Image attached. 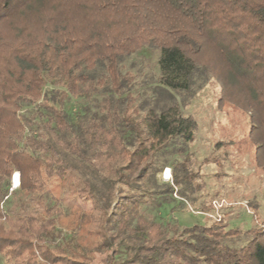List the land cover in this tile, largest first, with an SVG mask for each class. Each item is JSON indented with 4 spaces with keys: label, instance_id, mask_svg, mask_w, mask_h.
I'll list each match as a JSON object with an SVG mask.
<instances>
[{
    "label": "trees",
    "instance_id": "16d2710c",
    "mask_svg": "<svg viewBox=\"0 0 264 264\" xmlns=\"http://www.w3.org/2000/svg\"><path fill=\"white\" fill-rule=\"evenodd\" d=\"M143 50L156 53L158 74L139 100L125 63ZM210 77L242 122L216 145H236L230 138L245 130L241 147L264 169V0H0V252L9 264H87L113 245L119 264H264V232L220 220L170 236L139 212L144 195L158 206L173 192L195 201L188 156L170 164V183L155 176L168 146L194 139L197 122L182 107ZM73 99L84 104L71 111ZM15 170L36 215L2 206ZM77 186L91 208L74 202L64 214L60 192Z\"/></svg>",
    "mask_w": 264,
    "mask_h": 264
},
{
    "label": "rangeland",
    "instance_id": "374dc122",
    "mask_svg": "<svg viewBox=\"0 0 264 264\" xmlns=\"http://www.w3.org/2000/svg\"><path fill=\"white\" fill-rule=\"evenodd\" d=\"M155 59L156 53L143 50L132 54L125 63V68L132 73L137 72L135 90L139 100L156 83L158 70ZM220 94V84L214 77H210L195 90L188 104L182 107L183 114L191 115L197 122L194 139L184 146L179 142L168 146L166 165L155 176L158 184L170 183V164L188 156L191 169L198 174L196 182L200 185V189L192 194L195 201H185L174 192L169 201L160 206L156 205V199L152 195H144L140 199L139 212L147 220L159 223L170 236L177 228L220 220L227 222L228 228L264 232V169L255 167L251 149L241 147L245 130L230 138L237 142L236 145H216L222 140L220 132L230 125L231 128H235L234 124L240 128L242 126V122L236 123V119L218 101ZM79 104L84 103L73 99L70 110H76ZM90 108L95 110L94 102H90ZM19 113L31 114V109L23 107ZM27 131L31 130L27 127ZM173 146H183L185 151L173 153ZM16 173L20 177L18 171L12 172L8 185L9 194L2 203L3 208L9 214H38L40 207L36 201L23 192L19 184L13 187L12 179ZM74 202L83 210L91 208L87 187L77 186L75 195L70 194L68 187L61 190L59 207L64 214L69 213ZM201 206L206 209H201ZM61 232L62 236L69 233L65 228ZM124 257L123 250L118 245H113L103 252L95 253L87 264H119ZM0 264H9L3 252H0Z\"/></svg>",
    "mask_w": 264,
    "mask_h": 264
},
{
    "label": "bare ground",
    "instance_id": "6f19581e",
    "mask_svg": "<svg viewBox=\"0 0 264 264\" xmlns=\"http://www.w3.org/2000/svg\"><path fill=\"white\" fill-rule=\"evenodd\" d=\"M12 183H13V187H17L18 186V184H19V177L17 176V173L13 176Z\"/></svg>",
    "mask_w": 264,
    "mask_h": 264
}]
</instances>
